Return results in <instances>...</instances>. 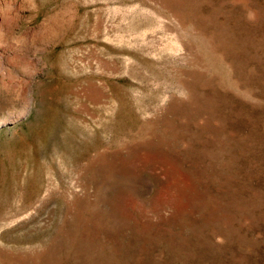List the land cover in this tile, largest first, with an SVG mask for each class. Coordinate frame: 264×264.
Segmentation results:
<instances>
[{
    "label": "rangeland",
    "instance_id": "obj_1",
    "mask_svg": "<svg viewBox=\"0 0 264 264\" xmlns=\"http://www.w3.org/2000/svg\"><path fill=\"white\" fill-rule=\"evenodd\" d=\"M0 264H264V0H0Z\"/></svg>",
    "mask_w": 264,
    "mask_h": 264
}]
</instances>
